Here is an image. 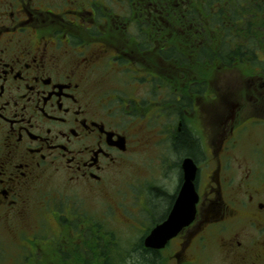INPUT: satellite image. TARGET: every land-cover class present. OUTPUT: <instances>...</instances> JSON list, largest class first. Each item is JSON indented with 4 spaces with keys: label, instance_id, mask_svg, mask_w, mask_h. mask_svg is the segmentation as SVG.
<instances>
[{
    "label": "flooded vegetation",
    "instance_id": "obj_1",
    "mask_svg": "<svg viewBox=\"0 0 264 264\" xmlns=\"http://www.w3.org/2000/svg\"><path fill=\"white\" fill-rule=\"evenodd\" d=\"M197 1L0 0V225L22 255L45 235L61 240L47 253L58 264H264V72L211 92L194 71L209 22ZM150 148L177 184L129 186L118 249L115 218L82 196ZM188 159L195 219L148 247Z\"/></svg>",
    "mask_w": 264,
    "mask_h": 264
},
{
    "label": "rangeland",
    "instance_id": "obj_2",
    "mask_svg": "<svg viewBox=\"0 0 264 264\" xmlns=\"http://www.w3.org/2000/svg\"><path fill=\"white\" fill-rule=\"evenodd\" d=\"M252 17L254 21L256 20L255 25L257 28H255V31L263 34L257 42V49L260 51H256L257 59L261 60L264 58V24L261 23V17L256 18L253 15ZM194 67L195 72L206 75L205 78L208 79L209 89L215 95H220L224 92L228 85H236L235 92L244 89L248 91L251 78L256 73L254 66L252 67V64L249 65L246 62L240 64L234 63L231 66H223L218 62L213 64H195ZM98 82H103V80H99ZM115 84L116 82L113 81V85ZM240 93L236 94L239 95ZM167 154L165 153L166 160L163 162V165H165L163 169H168L172 163V158ZM163 169H161L158 162L157 151L150 148L136 158L135 162L129 167L118 173L110 181L106 192L101 197L82 196L83 210L87 213L98 218H115L113 226L119 230L117 232V239L116 241L113 240V242L115 241L118 244V249L123 248V240L126 237V234L124 236V232L122 234L123 229L121 226L124 217L122 205L125 202V192L130 185H167L169 189H172L177 184L176 172L173 168L169 170ZM51 227L54 228L53 232H57L55 225H51ZM60 243L61 240L58 236L51 240V238H47L45 235H40L34 241L33 251L29 252V258H27V252L23 255L20 253L18 239L14 231L7 225H0V264H46V261L48 264H58L57 260L53 257L56 254L54 253L53 256L49 257L47 253L49 247L59 246ZM120 264L123 263L120 262Z\"/></svg>",
    "mask_w": 264,
    "mask_h": 264
},
{
    "label": "trees",
    "instance_id": "obj_3",
    "mask_svg": "<svg viewBox=\"0 0 264 264\" xmlns=\"http://www.w3.org/2000/svg\"><path fill=\"white\" fill-rule=\"evenodd\" d=\"M193 1L200 3L197 0ZM204 1L207 2V6L194 4L195 10L204 8L209 10L207 45L197 55L200 58L204 57L208 64L218 62L223 66H231L234 63L246 62L252 64L254 70L264 72V58L257 59V52L260 51L257 49V42L263 34L255 31L256 20L254 21L252 17V15L256 18L261 17V23L264 24V0ZM195 16L198 18V15Z\"/></svg>",
    "mask_w": 264,
    "mask_h": 264
},
{
    "label": "water",
    "instance_id": "obj_4",
    "mask_svg": "<svg viewBox=\"0 0 264 264\" xmlns=\"http://www.w3.org/2000/svg\"><path fill=\"white\" fill-rule=\"evenodd\" d=\"M184 183L176 204L167 222L159 226L147 239L146 245L151 248H163L169 240L176 237L183 228L190 225L196 216L198 195L195 190V180L198 169L195 163L188 159L184 162Z\"/></svg>",
    "mask_w": 264,
    "mask_h": 264
}]
</instances>
